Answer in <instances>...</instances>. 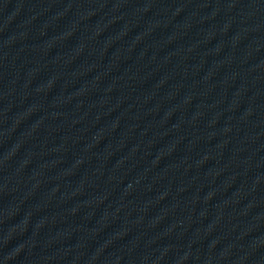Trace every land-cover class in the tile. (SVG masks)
<instances>
[{"label": "water", "instance_id": "water-1", "mask_svg": "<svg viewBox=\"0 0 264 264\" xmlns=\"http://www.w3.org/2000/svg\"><path fill=\"white\" fill-rule=\"evenodd\" d=\"M0 145L148 264H264V0H0Z\"/></svg>", "mask_w": 264, "mask_h": 264}]
</instances>
